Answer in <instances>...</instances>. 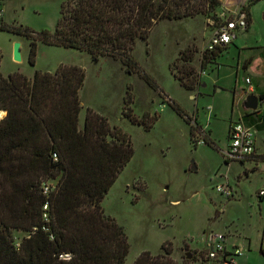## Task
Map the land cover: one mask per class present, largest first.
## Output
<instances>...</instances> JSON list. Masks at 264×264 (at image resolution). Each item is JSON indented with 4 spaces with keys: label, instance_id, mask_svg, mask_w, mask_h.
<instances>
[{
    "label": "rangeland",
    "instance_id": "rangeland-1",
    "mask_svg": "<svg viewBox=\"0 0 264 264\" xmlns=\"http://www.w3.org/2000/svg\"><path fill=\"white\" fill-rule=\"evenodd\" d=\"M63 1L0 0L1 23L35 33L53 32ZM248 3L220 0L217 11L226 12L232 5L243 8ZM248 7L253 23L246 41L253 46L250 53L254 60H259L264 58V0L253 1ZM212 30L208 17L197 15L187 20L162 21L152 28L145 42L136 41L131 55L157 89L138 73L127 72L119 61L101 57L94 62L85 52L40 42L36 43L35 63L31 66L29 40L0 31L3 77L17 72L31 79L36 71L54 73L59 65L80 67L85 74L79 93L81 120L89 108L129 136L133 157L101 202L104 214L113 218L127 237L129 249L124 264H133L145 251L153 256L163 254V244L177 264H202L200 240L209 231L223 234L229 243L243 247L239 264H264V200L257 195L264 189V101L259 102L256 111L243 108L247 96L258 97L260 91L264 94V69L257 63L251 92L241 90L245 77L236 76V56L230 46L216 59V66L204 69L202 82L206 88L186 90L169 71V65L187 47L195 49L192 65L199 70ZM14 43L20 44L19 63L12 58ZM129 89L131 109L138 119L145 113L157 116L150 130L132 124L123 115ZM234 90L238 92L235 95ZM190 95L195 101L189 99ZM164 96L194 118L213 144L202 140L193 144L189 125L163 102ZM241 113L253 123L249 126L255 136L254 156L226 163L228 122L230 118L237 120ZM218 185L231 189L232 197L217 193ZM12 237L17 245L26 234L13 231Z\"/></svg>",
    "mask_w": 264,
    "mask_h": 264
},
{
    "label": "trees",
    "instance_id": "trees-1",
    "mask_svg": "<svg viewBox=\"0 0 264 264\" xmlns=\"http://www.w3.org/2000/svg\"><path fill=\"white\" fill-rule=\"evenodd\" d=\"M253 1L258 0H249L242 8L247 29L251 23L248 5ZM219 6L220 0H64L53 32L35 33L2 23L0 31L29 40L31 66L40 42L85 52L94 62L101 57L119 61L127 72L138 73L157 89L131 55L136 41L145 42L162 21L197 15L213 18ZM225 50L202 51L196 70L192 65L195 49L187 47L169 71L183 88L197 91L200 72L208 65L216 66ZM84 78L80 67L67 65H59L54 73L36 71L31 79L17 72L6 78L0 74V111L5 112L0 119V264H124L127 237L104 214L101 202L134 150L126 133L92 109H86L83 128H79ZM258 100L263 102L264 94ZM163 102L189 125L193 144L201 140L213 144L175 102L165 96ZM123 103V115L132 124L152 128L157 116L145 113L138 119L131 109L130 89ZM46 184L53 186L49 195L43 194ZM45 203L47 221L42 217ZM13 231L26 234L17 245ZM162 250L157 256L142 252L133 264H177L165 244Z\"/></svg>",
    "mask_w": 264,
    "mask_h": 264
},
{
    "label": "built area",
    "instance_id": "built-area-1",
    "mask_svg": "<svg viewBox=\"0 0 264 264\" xmlns=\"http://www.w3.org/2000/svg\"><path fill=\"white\" fill-rule=\"evenodd\" d=\"M232 5L230 8L216 11L213 18H208V22L213 28L207 45L204 50L213 51L216 48H226L236 39L237 35L246 31V15L242 11L241 5ZM3 13L0 10V23ZM203 50V51H204ZM205 72L201 71L200 75ZM244 88L241 90L251 92V79L244 78ZM248 92V93H249ZM234 93H238L237 91ZM245 115H241L237 120L230 122L228 128V148L225 152V158L229 161H244L254 156L255 136L252 128L243 120ZM54 160L56 157L54 156ZM53 186L46 184L42 186L43 194L49 195ZM217 193L226 198L232 197V191L227 186L218 185L215 187ZM258 198L264 200V189L257 193ZM48 203L43 206V219L48 220ZM203 250L200 252L202 264H238V258L243 254V249L235 244H230L225 235L213 231L204 232L201 237ZM62 259H69L68 255L60 256Z\"/></svg>",
    "mask_w": 264,
    "mask_h": 264
},
{
    "label": "crops",
    "instance_id": "crops-1",
    "mask_svg": "<svg viewBox=\"0 0 264 264\" xmlns=\"http://www.w3.org/2000/svg\"><path fill=\"white\" fill-rule=\"evenodd\" d=\"M2 13H3V11H2ZM252 23H253V21H252V18H251V23H250L248 29L246 31L238 34L236 39H235V41L230 45L233 48V54L236 56V62H235V64H236V66H235L236 76H238V75L239 76H243V78L244 77L245 78L248 77V78L251 79V82L253 81V78H252L253 74L256 72V69L259 68V67L256 66L257 63H260V66H262V69H264V58H263V56L260 57L259 60H254V57L252 56V53H250V50L253 49V46L250 43H248V41H246V35H248V33L250 32V29L252 28L251 27ZM230 46L226 47L225 52L229 50ZM205 74L202 75L200 89L206 88V84L204 82H202V79L205 76ZM242 87L244 88V83H243ZM200 89H199V91H200ZM199 91L197 92V94L199 93ZM234 91L236 92V90H234ZM234 91H233V94L235 95ZM260 92H261L260 95H262V91H260ZM189 99L195 101V97L193 95H190ZM207 111L210 112L211 108L207 107ZM1 113H2V116L5 115V112H1ZM240 115H245V114L241 113ZM244 120L243 121L246 124H248V125L249 124H253V123H250L248 121L249 117L244 118ZM232 121L233 120L230 118V120L228 122V128H229L230 122H232ZM83 123H84V119L81 120L80 114H79L78 126H79L80 129L83 128ZM227 135H228V131H227ZM230 244H234V243H230ZM241 248L243 249V247H241ZM243 252H244V249H243ZM238 264H239V262H238Z\"/></svg>",
    "mask_w": 264,
    "mask_h": 264
},
{
    "label": "water",
    "instance_id": "water-1",
    "mask_svg": "<svg viewBox=\"0 0 264 264\" xmlns=\"http://www.w3.org/2000/svg\"><path fill=\"white\" fill-rule=\"evenodd\" d=\"M12 58L14 62L19 63L21 61V53H20V44L14 43L13 51H12ZM259 100L258 97L250 95L247 96L244 103L243 108L248 111H256L258 108Z\"/></svg>",
    "mask_w": 264,
    "mask_h": 264
},
{
    "label": "bare ground",
    "instance_id": "bare-ground-1",
    "mask_svg": "<svg viewBox=\"0 0 264 264\" xmlns=\"http://www.w3.org/2000/svg\"><path fill=\"white\" fill-rule=\"evenodd\" d=\"M1 117H2V113L0 112V119H1Z\"/></svg>",
    "mask_w": 264,
    "mask_h": 264
}]
</instances>
